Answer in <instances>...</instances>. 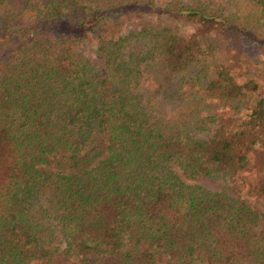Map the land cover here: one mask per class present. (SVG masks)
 Masks as SVG:
<instances>
[{
    "label": "trees",
    "instance_id": "1",
    "mask_svg": "<svg viewBox=\"0 0 264 264\" xmlns=\"http://www.w3.org/2000/svg\"><path fill=\"white\" fill-rule=\"evenodd\" d=\"M226 6L0 0V264H264V0Z\"/></svg>",
    "mask_w": 264,
    "mask_h": 264
},
{
    "label": "rangeland",
    "instance_id": "2",
    "mask_svg": "<svg viewBox=\"0 0 264 264\" xmlns=\"http://www.w3.org/2000/svg\"><path fill=\"white\" fill-rule=\"evenodd\" d=\"M159 2H161V0H159ZM226 3H227V0H217V7H218V4H219V7L221 9H224L226 10L227 6H226ZM85 42V40L83 41ZM202 44H204V40H201L200 41ZM216 46H218L217 49L218 52L216 53V57L219 58V59H223V57L225 56L224 55V52L220 49V43L217 41L215 42ZM253 45V44H252ZM85 51V54L86 55H91V53L89 52V50L86 48L84 49ZM243 67L240 68V69H234L232 70V73L233 75L236 77V78H240L242 74H254L256 75L255 71H256V67H257V63L254 61V60H250V59H247L243 62ZM247 66H250L251 68L248 70H245V68H247ZM201 184L207 188H212V189H217V188H224V187H227L228 183L226 181H223V180H216V181H209V180H202L200 181ZM248 200V204L251 206V207H254L256 208L259 212H261L262 214H264V201H256V200H252L250 198H247Z\"/></svg>",
    "mask_w": 264,
    "mask_h": 264
}]
</instances>
